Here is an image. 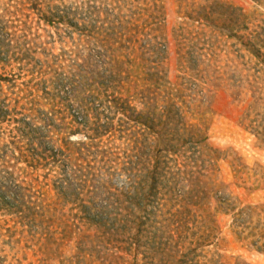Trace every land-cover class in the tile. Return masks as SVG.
<instances>
[{
    "label": "rangeland",
    "instance_id": "obj_1",
    "mask_svg": "<svg viewBox=\"0 0 264 264\" xmlns=\"http://www.w3.org/2000/svg\"><path fill=\"white\" fill-rule=\"evenodd\" d=\"M204 1L0 0V264H163L190 192L183 264H264V64Z\"/></svg>",
    "mask_w": 264,
    "mask_h": 264
},
{
    "label": "trees",
    "instance_id": "obj_2",
    "mask_svg": "<svg viewBox=\"0 0 264 264\" xmlns=\"http://www.w3.org/2000/svg\"><path fill=\"white\" fill-rule=\"evenodd\" d=\"M255 5L258 6H264V0H251ZM205 5L203 6H198L196 10H192L190 13H187V17H189L193 22H197L199 24H204L206 26H210L213 28H218L221 29L225 32L228 33L230 39H235L236 42H238L240 45L243 47H246L251 50V54L257 60H259L262 64H264V53L260 52V47H257L258 44L259 46L263 47L264 42L260 39H256L255 43H252L253 41L250 40V35L249 29H248V22H250V16L244 11L243 8L235 5L232 1H213L209 2V0L204 1ZM209 3V4H208ZM192 6V5H191ZM191 8V7H190ZM178 9H181V7H178ZM256 45V46H255ZM251 46V47H250ZM8 81H5V79L0 78V83H6ZM1 87V84H0ZM1 117L3 115H0ZM174 134L173 136H166V140L158 141V145L161 146L162 151H168V152H173L176 148V144L179 143L176 139H174L177 135L178 132L173 129ZM164 138V139H165ZM182 140V137H181ZM171 150V151H170ZM28 158L31 160L33 157L31 155H26L23 153H19V160L18 162L25 163L28 167L32 166L28 165ZM35 169V168H34ZM9 174V173H8ZM12 175V174H9ZM5 192L3 193L0 191V198L4 197ZM207 202L206 195L202 193V196L199 195H194L190 193H184L181 197L180 200V209L175 213V216L173 217L174 221L177 223L174 225V230L176 231V235H178V238L180 237L179 240H173L174 237H171L170 239L173 241L168 247L166 248V252H164V260L162 263L163 264H183L185 261V258L187 259L189 256L194 257V252H192L189 249H186V252H180V247L182 245H179L180 243L182 244L184 242V239L181 237L182 234H185L187 232L186 229V220L188 219V216L191 213V210L196 209L205 214V216L210 217V214L208 213V209L206 208L207 205L205 202ZM216 210H221L224 212V214H232V217L236 221L244 216H248L251 218L252 215L255 214L254 210L247 209V210H242L240 209L236 214L234 213V210L232 208H227L224 210V203H220L218 201ZM0 208H5L6 212L9 214H14L16 207L13 205V203L2 199L0 202ZM224 208V209H223ZM29 211V209H28ZM89 224H95L97 226L98 220L93 219L92 217H87L85 219ZM241 223V222H240ZM243 226L241 223L239 226ZM253 235L250 234V237ZM185 238V237H184ZM253 244V243H252Z\"/></svg>",
    "mask_w": 264,
    "mask_h": 264
}]
</instances>
